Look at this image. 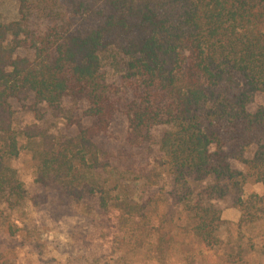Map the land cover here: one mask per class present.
I'll list each match as a JSON object with an SVG mask.
<instances>
[{
	"label": "trees",
	"instance_id": "obj_1",
	"mask_svg": "<svg viewBox=\"0 0 264 264\" xmlns=\"http://www.w3.org/2000/svg\"><path fill=\"white\" fill-rule=\"evenodd\" d=\"M16 2V20L0 13V204L27 198L10 165L21 135L37 211L80 209L91 226L126 217L155 238L157 261L177 232L220 249L222 202L244 224L264 217V195L243 199L245 184L264 185V105L250 109L264 97V0ZM19 111L35 122L17 132ZM160 176L161 216L140 190ZM224 248L215 264H247L230 239Z\"/></svg>",
	"mask_w": 264,
	"mask_h": 264
},
{
	"label": "rangeland",
	"instance_id": "obj_2",
	"mask_svg": "<svg viewBox=\"0 0 264 264\" xmlns=\"http://www.w3.org/2000/svg\"><path fill=\"white\" fill-rule=\"evenodd\" d=\"M0 13L4 22L16 20L19 15L16 0H0ZM261 105H264V97L255 94L250 109L255 110ZM34 122L31 113L19 111L14 117L13 128L18 132ZM123 124L124 119L119 120L113 133L120 135ZM153 134L157 137L158 131ZM18 144L19 153L10 165L22 182L27 198L14 207L0 204V264H215L222 262L220 257L229 239L232 253L241 247L247 256V264H264V217L244 224L240 222V211L230 207L229 202L220 204V249H204L177 232L172 252L163 261L152 258L155 238L137 231L135 224L126 217L112 216L94 221L91 226L78 209L72 215L55 220L37 211L30 201L37 163L33 147L21 135ZM169 187L167 179L160 176L157 184L141 187V199L150 198L153 208L157 209L156 214L161 216L167 209L161 192ZM251 193L263 196L264 185L245 184L243 199ZM252 213L253 210L250 215ZM173 217L176 224L184 223L182 218L178 220V212Z\"/></svg>",
	"mask_w": 264,
	"mask_h": 264
}]
</instances>
